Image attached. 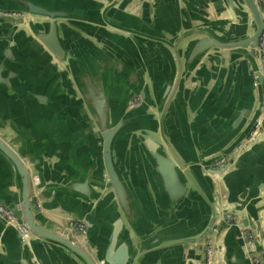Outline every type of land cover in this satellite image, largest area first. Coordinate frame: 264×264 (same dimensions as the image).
Segmentation results:
<instances>
[{
	"label": "crops",
	"instance_id": "crops-1",
	"mask_svg": "<svg viewBox=\"0 0 264 264\" xmlns=\"http://www.w3.org/2000/svg\"><path fill=\"white\" fill-rule=\"evenodd\" d=\"M48 2L73 12L68 18L58 19L64 59L36 37L33 26L35 31L48 29L41 17L18 25L0 22V115L4 117L0 124L6 126L3 132L7 138L35 163V178L42 185V198L37 199L38 204L44 205L42 211L67 226L76 222V215L69 212L74 199L67 194L65 185L71 178L84 176L94 162L102 167L101 141L88 126L89 113L76 81L77 71L90 61H97L106 64L105 86L114 98L112 107L118 111L128 90L133 94L146 91V112L134 115L126 134L114 144L118 170L123 178L126 174V182L144 206V213L138 212L139 224L143 219L145 225L156 229L155 233L162 230L172 238L195 235L206 226L213 212L204 196L207 186L213 201L220 198L234 202L246 197V211L259 214L264 197V147L243 163L228 185L213 176L214 189L206 169L219 166L209 164L205 158L234 144L245 127L242 119L262 98L248 71L251 61L244 53L219 50L190 66L186 42L197 36L181 37L190 25L201 27L205 20L230 19L224 1ZM238 117H242L239 125L234 124ZM29 123L34 125L32 134L16 128ZM143 130L161 141L166 153L178 161L201 159L191 168L201 184L200 190L188 180L190 190L177 204L173 203L151 161ZM71 141L73 147L68 151ZM75 162H85L82 174H73ZM100 175H94L93 183L100 182ZM11 185L12 171L0 160V200L11 201ZM80 209L87 213L88 205L84 202ZM260 214L264 217V211ZM144 232L141 233H147ZM196 245L192 246L195 251L183 252L177 245L156 249L140 259V264H185V254H190L196 264H205L204 253ZM40 254L43 264H80L67 250L42 246ZM26 259L34 263L32 249H24L15 229L2 225L0 264H24ZM238 264L248 263L241 260Z\"/></svg>",
	"mask_w": 264,
	"mask_h": 264
},
{
	"label": "water",
	"instance_id": "water-1",
	"mask_svg": "<svg viewBox=\"0 0 264 264\" xmlns=\"http://www.w3.org/2000/svg\"><path fill=\"white\" fill-rule=\"evenodd\" d=\"M223 1L230 12V19L212 22L205 20L201 27L190 25V28L181 33L184 39L197 36L186 42L187 63L193 66L211 51L230 50L244 53L248 61H251L248 63V71L254 86L260 89L262 98L250 111L249 117L242 119L245 121V127L234 144L226 150L218 151L216 155L204 156L209 164L227 158V163L218 165V169L209 166L206 169L213 189L215 185L213 176L217 175L228 185L231 177L243 168V163L264 147V12L259 0ZM0 8V22L18 25L34 17H41L42 23L48 25V29L35 31L33 26L36 37L58 58L64 59L65 51L60 43L58 19L68 18L73 13L71 10L63 6H50L48 0H0ZM76 73L80 99L84 102L90 117L88 126L91 127V132L92 130L96 132L94 135L98 136L102 146L100 162L102 167H98V163L94 162L84 176L71 178L65 185L67 194L74 199L71 208L76 210L70 209L69 212L76 215V221L85 225L83 235H75L67 225L52 219L42 211L44 205L37 202V199L42 198L39 193L42 185L41 181L35 178L37 174L35 163L29 161L24 152L7 138L3 132L6 126L0 124V160L12 171L13 191L11 201L0 200V206L9 209L13 219L8 221L0 214V227L5 225L15 229L24 249L30 251L32 249L34 263L26 259L24 264H43L40 254L42 246L67 250L80 264H140V259L149 257L154 250L167 246L177 245L183 252L194 250L192 246L205 242L218 220L223 222L224 216L228 214L234 215V221L219 224L216 231L217 263H223L220 256L223 253V264H238L241 260L248 264H256V257L264 264V217L260 214V211H264V197L259 214L256 215L246 211V197L234 202H229L228 199L222 201L220 198L213 201L209 195L211 189L207 186L204 196L213 212L206 226L193 236L172 238L165 235V231L162 230L155 233L156 229L145 225L143 219L139 224L138 212L143 214L144 206L137 200L134 188L126 182V174L123 178L118 170L114 144L120 135L126 134L132 117L146 112V91L143 89L142 94H133L128 90L121 99L118 111L112 107L114 98L105 86L107 71L104 62L90 61L87 67L83 66L81 71ZM133 100L136 101L135 104L132 103ZM3 118L0 115V119ZM241 118L235 119L234 124L239 125ZM28 125L16 128L26 129V132L32 134L35 130L34 125L31 123ZM143 133L151 161L155 163V168L162 176L173 203L177 204L190 190L188 180L200 190L201 184L191 168L201 163V159L180 162L166 153L161 141L150 137L146 130H143ZM72 147L71 141L68 151L72 150ZM85 166V162H75L72 165L73 174H82ZM96 170L97 174H102L97 184L92 181L94 175H97ZM84 202L88 205L87 213L80 209ZM15 222L26 226L29 236L23 235ZM142 231L147 233L143 234ZM184 258L185 264H196L190 254H185Z\"/></svg>",
	"mask_w": 264,
	"mask_h": 264
},
{
	"label": "built area",
	"instance_id": "built-area-1",
	"mask_svg": "<svg viewBox=\"0 0 264 264\" xmlns=\"http://www.w3.org/2000/svg\"><path fill=\"white\" fill-rule=\"evenodd\" d=\"M261 4L262 11L264 12V0H259ZM263 43V41H262ZM227 163V158H221L220 160L217 161V165H223ZM0 214L8 221L13 219L12 212L7 209L6 207L0 206ZM235 219L234 215L228 214L225 215L223 218L224 224H229L233 222ZM222 220H218L217 224L214 227V230L209 234V236L206 238L205 242H201L200 244H197L196 247L201 249L204 253V258H205V264H217V249H218V244H217V227L219 224H223ZM16 226L18 229L21 231V233L25 236H29V230L26 226L21 225L17 222H15ZM75 235H83L85 233V225L82 224L79 221L73 222L68 226ZM255 263L256 264H262L261 259L259 257L255 258Z\"/></svg>",
	"mask_w": 264,
	"mask_h": 264
},
{
	"label": "flooded vegetation",
	"instance_id": "flooded-vegetation-1",
	"mask_svg": "<svg viewBox=\"0 0 264 264\" xmlns=\"http://www.w3.org/2000/svg\"><path fill=\"white\" fill-rule=\"evenodd\" d=\"M135 102H136L135 100L132 101L133 104H135Z\"/></svg>",
	"mask_w": 264,
	"mask_h": 264
}]
</instances>
